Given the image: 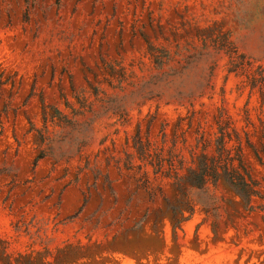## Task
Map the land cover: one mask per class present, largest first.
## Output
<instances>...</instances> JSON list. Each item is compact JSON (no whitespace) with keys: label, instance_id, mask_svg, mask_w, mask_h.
Returning a JSON list of instances; mask_svg holds the SVG:
<instances>
[{"label":"rangeland","instance_id":"rangeland-1","mask_svg":"<svg viewBox=\"0 0 264 264\" xmlns=\"http://www.w3.org/2000/svg\"><path fill=\"white\" fill-rule=\"evenodd\" d=\"M228 116L264 193V0H0V264H264L186 179Z\"/></svg>","mask_w":264,"mask_h":264},{"label":"trees","instance_id":"trees-1","mask_svg":"<svg viewBox=\"0 0 264 264\" xmlns=\"http://www.w3.org/2000/svg\"><path fill=\"white\" fill-rule=\"evenodd\" d=\"M53 110L51 117L62 120L60 111L57 108ZM44 120L46 121V117H44ZM32 129L33 127H31ZM233 136H236V139ZM198 140H201V138ZM234 140H236L235 143H232ZM212 141L215 145L214 152H210L208 149ZM138 142L141 154L144 156L145 147L140 141ZM245 142L253 150L257 159L262 161V156L249 138L248 132H246ZM242 149V140L238 131L230 126L229 116L225 119L217 120L214 139L211 140L209 138L207 141H203L201 153L198 155V165L189 168L186 179L198 189H203L210 183L217 185L219 181L223 180L241 196L247 206L253 207V199L255 197L264 198L263 185L252 174L249 165L244 159ZM43 157H45V154L40 153L35 160L38 161Z\"/></svg>","mask_w":264,"mask_h":264}]
</instances>
